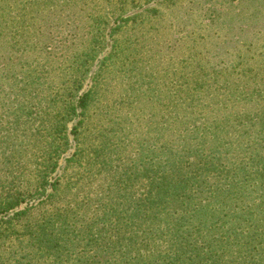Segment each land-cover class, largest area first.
<instances>
[{"label": "rangeland", "instance_id": "rangeland-1", "mask_svg": "<svg viewBox=\"0 0 264 264\" xmlns=\"http://www.w3.org/2000/svg\"><path fill=\"white\" fill-rule=\"evenodd\" d=\"M19 1L23 5L25 0ZM117 1H40L42 11L34 7L25 18L26 24L31 23L32 44L22 49L21 53L29 58L20 66L51 72V76L41 85L32 82L35 78L19 81L14 87L17 99L0 96V114L8 110L7 116L12 119L21 114L22 122L32 127L21 135L0 129V203L7 201L4 185L22 193L18 205L9 210L0 208V264H86L94 260L112 263L110 257L100 258L101 253L94 257L93 248L118 250L126 242H117L121 238L108 230L115 222L111 219L104 226V215L112 201L111 190L124 185L122 179L127 175L142 169L149 154L148 149H143L147 140L155 142L160 136L164 148H171L162 150L182 155L188 147V132L201 134L202 128L211 126L213 133L220 125L229 130L226 139L230 148L225 145L218 153L216 149L217 156L230 149L235 166H241L255 149L250 139L258 127H245L239 121L241 112L245 113L241 109L249 105L243 98L248 89L264 88V0H242V5L251 8L242 12L228 4H217L220 16L217 14L213 22L214 16L206 15L197 4L192 6V0L166 4L158 3L161 0H125L124 11L116 9ZM11 2L15 0H0L1 14V9ZM152 8L158 16L153 22L159 27L153 34L155 39H151L153 43L141 47L138 62H133V56L116 60L111 55L113 47L121 44L129 32V27L114 32L117 23ZM232 10L239 13L237 28L225 18L233 14ZM149 26L146 23L139 27L146 30ZM45 38L46 45L40 43ZM65 38L69 44L63 42ZM254 42L256 45H250ZM88 46L95 48L93 69L107 64V71L116 72L115 79L104 90L106 95L99 108L94 107L85 122L79 124L77 134L73 130L79 117L63 120L67 129L61 137L55 129L63 117L69 92L82 94L93 84L91 79H85L79 90L74 88L79 77L76 71L88 56ZM213 71L218 73L219 83L210 87L215 76L209 78V74ZM227 79L230 83L225 82ZM148 86L153 90L143 93ZM172 103L180 110H171ZM106 106L119 111L114 109V113L104 116ZM82 149L87 158H92L73 162ZM97 149H103L102 153L98 154ZM95 155L106 156L107 163H95ZM89 161L93 173L84 172ZM44 170L46 176L41 175ZM12 171L15 177H7ZM211 180L215 183L217 178ZM144 181L135 186L138 198ZM43 224L45 238L66 240L68 248L60 253L38 250ZM120 233L122 237L129 235ZM69 238L76 244L72 245ZM86 250L89 256L84 257ZM135 253L114 258L117 264H135Z\"/></svg>", "mask_w": 264, "mask_h": 264}, {"label": "trees", "instance_id": "trees-1", "mask_svg": "<svg viewBox=\"0 0 264 264\" xmlns=\"http://www.w3.org/2000/svg\"><path fill=\"white\" fill-rule=\"evenodd\" d=\"M35 1L37 0H25L23 5H20V1L15 0L14 3L7 4L6 9H1L0 71L3 74L0 76V96L4 95L6 99H17L14 87L18 86L19 81L27 78L29 82L30 79L35 78L32 82L36 81L41 85L51 76V72L39 71L36 68L23 69L20 66L26 58H29V55L21 53L22 49L32 44L29 39L31 23H25L28 13L34 7V10L42 11L40 7L48 1L57 4L62 0H39L37 3ZM40 1H43V4ZM169 1L172 3L174 0H161L158 3L166 4ZM125 3H127L125 0H118L116 9L124 11ZM191 3L192 6L197 4L196 7L206 15L214 16L212 22L217 14L220 16L217 4H228L232 9L240 8V12L251 9L248 5H242V0H192ZM231 12L233 14L225 17L226 21L230 19L232 27L237 28L239 13L234 10ZM156 13L153 8L152 11L144 9L117 23L114 32L119 33L127 27L129 32L127 31L121 44L113 47L111 55L115 56L116 60L130 59L131 56L134 58L133 62L140 60L138 53L141 47L153 43L151 39H155L156 36L153 34L158 33V23L153 22L158 17ZM146 23L150 26L146 30H141L139 26ZM232 27L230 29H233ZM46 40L48 39L45 38L40 43L46 45L48 43ZM63 42L69 44L68 38ZM240 43L244 45L243 41ZM250 45L254 46L256 42ZM87 48L88 56L77 68L76 75L79 77L74 88L79 90L85 79H91L93 84L82 94L72 90L69 92L70 98L66 100L67 104L63 108V117L56 124L57 129H55V134H60L61 137L67 129L66 124H62L66 123L63 120L79 117L78 124L73 130L77 134L79 124L85 122L94 107L99 108V103L106 95L104 90L108 88L110 81L113 82L115 79L116 72L111 74V70L107 71V64L93 69L95 48L90 46ZM129 50L131 52L127 54ZM13 58L18 61L15 62ZM212 76L215 78L210 81V87L219 83L218 73L213 71L209 74V78ZM230 81L227 79L225 82L230 83ZM193 82H196L195 77ZM245 86L248 87L246 84ZM148 89H144L143 93L153 90L151 86H148ZM248 90L243 98L249 105L241 109L245 113L241 112L242 119L240 118L239 122L245 127L255 125L258 131L255 137L250 139L256 145L255 149L248 153L246 161L241 166H235L230 149L223 155H216L225 145L230 148V143L226 139L229 130L220 125L216 126V131L213 133L211 126L202 128L201 134L188 132V147L182 155L169 154L162 150L166 145L160 140V136L155 142L147 140L143 144V149H148L149 154L143 160L142 169L127 175V178L122 179L125 180L124 185L111 190L112 201L109 203L107 214L104 215V226H107L109 224L107 222L111 219L115 222L108 230L121 238L117 242L122 240L126 242L118 250L110 247L98 251L97 247L93 248L96 252L94 257H98L101 253L100 258L110 257L112 263L94 260L86 264H117L114 256H121L131 251L137 252L134 255L138 258L135 264H264V88ZM131 97L137 99L134 94ZM164 106L168 107L167 104ZM116 108L106 106L102 113L104 116L110 115ZM172 108L180 110V107L175 106L174 103L171 105V110ZM8 112L4 110L0 114V129L13 132L15 135L31 130V126H26L22 122L21 114L15 115L12 119L7 116ZM177 120L183 119L177 118ZM183 121L187 122V120ZM220 127L218 133L217 129ZM158 142L159 147L156 144ZM216 149H218L217 153ZM96 151L101 154L103 149ZM87 156V152L82 149L76 157H73V162L92 158ZM197 159V163H194ZM92 161L107 163L104 155H95ZM87 171L94 172L91 161L84 168V172ZM46 172L47 170L41 171V175L46 176ZM8 174L7 177L11 174L15 177L14 171ZM212 178H217L215 183L212 182ZM140 180L145 181L138 198L135 186L137 187V182ZM3 188L7 192L5 195L7 201L0 203V208L9 210L18 205L22 193L15 187L4 185ZM54 190H56L55 186ZM44 226L45 224L41 226L38 234V250L42 253L46 249L57 250L56 252L60 253L61 249L68 248L69 242L66 240H59V237L45 238ZM120 231L129 235L119 236ZM69 241L72 245L76 244L75 239L69 238ZM87 256H89L88 250L84 257Z\"/></svg>", "mask_w": 264, "mask_h": 264}]
</instances>
